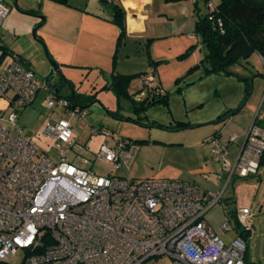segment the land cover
<instances>
[{
  "label": "built area",
  "instance_id": "1",
  "mask_svg": "<svg viewBox=\"0 0 264 264\" xmlns=\"http://www.w3.org/2000/svg\"><path fill=\"white\" fill-rule=\"evenodd\" d=\"M215 5L206 0V12ZM7 14L8 7L0 0V27ZM259 58L264 68V59ZM154 76L151 67L141 75L142 87L132 97L135 103L163 95ZM41 88L50 111L41 137L52 142L50 155L40 154L17 125L18 112L35 102ZM2 100L7 109L0 110V263L7 264L21 252L20 264H145L161 257L171 264H245L246 241L239 236L224 241L222 237L232 231L229 222H221L218 235L206 215L221 203L235 176L256 173L264 154V128L256 117L233 161L228 147L237 141L235 136L228 142L207 141L221 165L217 177L221 187L217 194L201 197L194 185L178 180L136 181L93 171L94 162L74 150L72 120L87 129L85 112L72 109L52 88L40 87L34 73L14 54L9 63L0 64ZM90 131L110 137L92 127ZM136 150L132 141L117 139L112 146L102 144L94 159L123 175ZM249 216L248 207L235 211L237 222L250 235L245 225Z\"/></svg>",
  "mask_w": 264,
  "mask_h": 264
},
{
  "label": "crops",
  "instance_id": "2",
  "mask_svg": "<svg viewBox=\"0 0 264 264\" xmlns=\"http://www.w3.org/2000/svg\"><path fill=\"white\" fill-rule=\"evenodd\" d=\"M3 1L8 9L12 3H16L20 12L35 13L41 17V19L35 17L28 20V26L23 29L22 38L27 41L31 28L41 23L35 28L34 38L43 44L46 56L52 59L55 65L61 67L68 81L72 80L63 68L67 65L73 68L77 66L73 64L75 58L72 53L68 58V56H61V51L67 54L82 48L94 54L100 50V44L108 40L107 49L110 41V67L106 72L99 74L101 90L92 92L95 90L92 88L88 93L74 94L76 96L90 97L93 100L96 93L111 84L114 75L129 77L126 89L128 94L129 86L140 81L141 75L149 68V56L157 64L154 80L166 95L167 101V107L161 104L154 105L158 107V111L155 109L153 112L154 115H158L165 111L167 116L162 119L159 118L160 116H153V112L150 114L152 110L150 108H153L151 106L143 115H140L141 119L138 123L147 127L148 123L168 126L182 122L191 128L167 132L149 127H136L137 131L128 137L129 140L148 142L136 144L135 158L128 172L123 176L136 181L148 179L182 181L194 185L201 197H209L219 192L221 186L217 177L221 173V165L213 158L207 141L215 137L221 142H228L231 136H235L237 141L228 147V158L233 161L254 119L253 110L245 104L236 115L228 118L224 123L212 124L223 113L234 109L241 99L237 104H233L229 98L232 94L229 96L224 91L226 87L224 84L227 82L226 85H228V82L233 79H224L223 87H220L218 84L220 80L212 77L233 78L232 74L205 75L202 71L203 67L189 73L200 63H196L192 53L187 58L179 59L196 45L198 38L193 32L195 10L191 0H112L108 3L102 0H67L66 3H59L57 0ZM114 6L120 10L124 27V39L119 45H117L119 31L112 23ZM19 15L21 14L17 11L10 13V20L14 21ZM0 45L5 47L8 53L1 62L2 65L9 63L10 56L14 54L23 60L37 79L39 77L36 71H40L44 75L42 85L55 91V85L49 83V79L46 80L47 77L53 76L54 71L51 64L48 65L43 57L42 49L38 44L30 42L24 48H19L20 46H11L6 41H0ZM90 57L92 56H88L85 61H90ZM90 67L88 66L89 69ZM241 79L246 77L239 76V82H243ZM192 85L197 87L196 93L189 96L187 91ZM203 86L209 92H211L209 89L214 87L216 96L222 99L221 102L217 101L218 103L210 105L213 97L203 94ZM236 86L238 90L241 89V85ZM139 90L133 94L129 93L130 97ZM59 93L60 88L55 94L58 96ZM92 102L89 99L87 105ZM117 104L118 119L135 120V117L130 114L129 105L123 106L122 102ZM180 104L182 107L179 108ZM123 108L127 110V114L119 112ZM190 112H192L191 115H189ZM210 210L206 220L212 229H219L223 221L221 217L224 219V209L219 204ZM217 215H221L218 220Z\"/></svg>",
  "mask_w": 264,
  "mask_h": 264
},
{
  "label": "rangeland",
  "instance_id": "3",
  "mask_svg": "<svg viewBox=\"0 0 264 264\" xmlns=\"http://www.w3.org/2000/svg\"><path fill=\"white\" fill-rule=\"evenodd\" d=\"M211 2L215 4L218 3V0H211ZM198 9L200 10L201 14H204L206 12V6L202 0H199ZM16 11L21 15H19L14 21H11L10 13ZM8 12L9 14L5 17L0 27V41H6L7 43L11 44V46H20L19 48H24L30 42L36 43L42 49L43 57L45 58L48 65H50L51 61L54 62L52 59L46 56L43 44L36 38H33L32 31L34 27H32L29 31L30 37L27 41H24V39L22 38V32H24L23 29L28 26V20L34 19L35 17L38 18V16L35 13L20 12L18 9L14 8L13 3L8 9ZM114 26L117 27L116 25ZM107 41H105L104 44H100V50H98V53L95 52L94 54H90L89 52L84 51L82 48L76 50L75 52H73L72 50L67 54L65 51H61L60 55L63 57L68 56V58H70L69 55H71L72 53V56H74L75 58V62L73 61V64H76L77 67L73 68L71 66L68 67L67 65L65 68H63V70H65L66 74L69 75L72 81H68L66 79L61 67L58 66L57 67L59 68V75L54 73L53 76L49 78L48 82L54 84L55 86L60 83L61 86L60 93L58 95L59 98L67 99L71 92H74V94H79L82 92L88 93V91H91L92 88H95V90H92V92H96L97 90L99 91L101 87V82H99V74L104 71L106 72L110 67L109 60L111 49L110 41L109 47L106 49ZM191 53L195 57L196 63L203 62L206 50L205 47L201 44L199 37L197 38L196 45L192 48ZM88 56H92L89 58L90 61H85L87 60ZM68 58L66 59L69 60ZM88 66H91L90 69L88 68ZM230 71L232 72L233 78H224L223 76L212 77H214V79L220 80L218 82V84H220V87H223V83L225 82L224 79H233L228 82V85H226L227 82L224 84L226 86L224 87V91L228 93L229 96L232 94L229 98L231 102L233 101V104H237V102L240 99L242 100L243 97L245 86L244 82H239V76L243 75L244 77L249 79V83L250 81H252L251 94L247 99L246 104L252 108L253 117H256L257 124L264 128V78L261 77V75H264V68L259 56L256 54H252L246 62L240 61L234 64L230 68ZM36 72L37 77H39V86L42 87V84L44 83V79L42 77L44 75H42L40 71ZM59 76H62V79H64L66 83H64L62 79H59ZM230 82L232 83V85L230 84ZM236 85H241V89L238 90ZM141 87L142 81L140 79V81L138 80L137 82H134L132 86H129L128 95L129 93H135ZM213 88L214 87H211V89H209L211 92H209L208 89L203 86V94L213 97L210 105L221 102L222 100L220 99L221 97L216 96V92H214ZM196 89L197 87H193V85L190 86L188 88L187 94H189V96H192L194 93H196ZM7 96L10 97L11 93H8ZM130 96L131 95H129L128 97ZM44 97L45 93L41 88L38 91L35 102L30 107L18 112L17 125L22 129V137L25 139H32L35 145L38 147L40 154L44 153L50 155L51 153H49V145H51L52 142L41 137L44 121L46 117L50 115V111L45 108ZM92 101L97 103L92 104L89 108L84 110L87 113L85 123L86 125H88V128L86 130H83L80 123L76 121V118L72 120V125L74 126L73 137L77 142L74 150L75 152L80 153L82 157L94 162V166L92 168L93 171L101 175L108 174L109 177L123 176L121 172H116L112 168L95 161L94 156L96 155L99 147L102 144L112 146L115 140L129 139L128 137L132 136L137 131V126L131 123L119 121L120 119L118 118L114 119L107 113L118 110L117 103L119 102H122L123 106L129 105L130 107L131 102L127 97L117 100L114 94L108 90H102L96 93ZM180 107H182L181 104L179 105V108ZM5 109H7V106L2 100L0 101V110ZM150 109H152L150 110V114H152L153 111L155 112V109H157L158 111L157 106H153V108L151 107ZM120 111L122 114L128 113L124 108L120 109L119 112ZM56 112L60 114L62 110L60 108H57ZM154 112L152 115L155 117L160 116L159 118L161 119L164 116H167V114H165V111L158 113V115H154ZM191 113L192 112H190L189 115H191ZM130 114L136 117L131 112ZM51 116L53 118H56V115L51 114ZM64 117L68 119L69 114H65ZM91 127L95 130H100V132L109 133L110 137H106L101 134H91ZM68 157L71 158L72 154L70 153ZM220 205L224 209V219L229 222V225L232 228L231 232L222 237L224 241H228L230 238L239 236V234L243 231V226L237 222L236 217L231 216L232 211H236L241 207L249 208L250 216L247 218L245 225L250 228L251 234L245 240L247 243L245 254L246 262L247 264H264V158L261 164L258 166L255 174H250L247 177L243 178H240L238 176H235L233 178L232 182L229 184L225 193L223 194ZM215 206H219V204ZM220 217L221 215H217V220L220 219ZM221 218L222 220H224L223 217ZM214 231L218 235L221 234L219 229H214ZM21 260L22 253L20 252L15 257L7 260V264H20ZM145 264H171V262L168 258L161 257L152 259Z\"/></svg>",
  "mask_w": 264,
  "mask_h": 264
},
{
  "label": "trees",
  "instance_id": "4",
  "mask_svg": "<svg viewBox=\"0 0 264 264\" xmlns=\"http://www.w3.org/2000/svg\"><path fill=\"white\" fill-rule=\"evenodd\" d=\"M67 0H57L59 3H66ZM205 4L206 0H202ZM195 10L194 34L199 37L201 44L205 47L206 54L202 63L192 68L190 72L202 68L203 74H223L230 75V68L240 62H246L252 54H256L264 59V0H218L215 9L212 12L200 13L198 9L199 0L193 3ZM114 15L112 23H114L119 31L117 38V45L124 39V27L121 22V13L117 7H113ZM39 23L35 28H37ZM190 49L179 59L189 57ZM7 50L0 45V64L7 56ZM21 59V58H20ZM23 62V60L21 59ZM24 63V62H23ZM25 64V63H24ZM149 67L155 70L157 64L154 63L148 56ZM204 65V66H203ZM264 78V76L261 75ZM50 77H47L48 80ZM249 79H241L244 82V92L242 100L232 110H228L218 117L212 124H222L228 118L236 115L246 104L247 99L251 94V84ZM129 77L114 75L111 84L108 87H103L102 90L111 91L117 100L121 98H129L131 102V111L136 117L143 115L146 110L156 104H161L167 107L166 95L149 102L135 103L132 97H128L126 92ZM159 87V86H158ZM92 102L90 97L74 95V103L78 107H84L87 102ZM69 106L74 109L75 104L72 102L70 96L66 99ZM118 102V101H117ZM89 104V103H88ZM118 110L114 112H107L112 118L119 117ZM87 115V114H86ZM136 123L139 122L135 121ZM139 124V123H138ZM150 128H164L168 131H182L190 129L187 124L177 122L173 125L164 126L158 123H148ZM100 132V130H97ZM215 138V137H214ZM211 139V138H210ZM122 140V139H121ZM129 140V139H126ZM131 141V140H130ZM148 141H132L134 144L141 145ZM154 143V142H152ZM264 154L259 163L261 164ZM231 216L235 217V210L232 211ZM249 233L242 231L239 237L246 240ZM246 254V253H245ZM245 264L246 257L244 256ZM5 264V263H0Z\"/></svg>",
  "mask_w": 264,
  "mask_h": 264
},
{
  "label": "water",
  "instance_id": "5",
  "mask_svg": "<svg viewBox=\"0 0 264 264\" xmlns=\"http://www.w3.org/2000/svg\"><path fill=\"white\" fill-rule=\"evenodd\" d=\"M14 8L15 9H17V7H16V3H14ZM39 19H41V17H38ZM34 33H35V27H34V29H33V31H32V36H33V38H34ZM35 39V38H34ZM50 64H51V67H52V69H53V71H54V73H56L57 75H59L58 73H59V71H58V67H57V65H55V63H53L52 61L50 62ZM59 79H62V76H59ZM63 80V82L64 83H66V81L64 80V79H62ZM250 84H252V81H250ZM60 83L58 84V85H56L55 87H56V89H55V91H54V93H58V91H59V88H60ZM70 96V98H71V100H72V102L74 103V92H71V94L69 95ZM94 103H97V102H92V103H89L88 105H86V106H84V107H78V106H76V104H75V106H76V108H78V109H80V110H85V109H87V108H89L92 104H94ZM132 112V111H131ZM132 114H134L133 112H132ZM139 119H141V116H138V117H135V120H131V119H125V120H119V121H123V122H126V123H131V124H133V125H135V126H137V127H140V128H147V127H145V126H143V125H140V124H138V123H136L135 121H138ZM150 128V127H149ZM154 129H157V130H162V131H167V132H174V131H168V130H165L164 128H154Z\"/></svg>",
  "mask_w": 264,
  "mask_h": 264
}]
</instances>
